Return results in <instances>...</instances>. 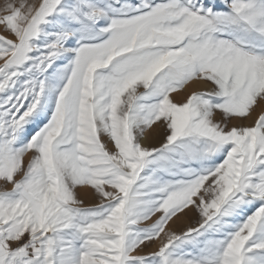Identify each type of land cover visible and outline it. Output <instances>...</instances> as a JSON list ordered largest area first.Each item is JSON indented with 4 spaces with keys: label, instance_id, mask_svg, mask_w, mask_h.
<instances>
[{
    "label": "snow or ice",
    "instance_id": "6c2138e0",
    "mask_svg": "<svg viewBox=\"0 0 264 264\" xmlns=\"http://www.w3.org/2000/svg\"><path fill=\"white\" fill-rule=\"evenodd\" d=\"M0 28V264H264V0H0Z\"/></svg>",
    "mask_w": 264,
    "mask_h": 264
},
{
    "label": "rangeland",
    "instance_id": "374dc122",
    "mask_svg": "<svg viewBox=\"0 0 264 264\" xmlns=\"http://www.w3.org/2000/svg\"><path fill=\"white\" fill-rule=\"evenodd\" d=\"M0 33H3V29L2 28H0ZM3 34L7 35V33H3ZM255 118L256 117H255V114H254L253 115V119H255ZM251 122L252 121L249 120V121H245L244 123L245 124H251ZM145 144L147 146L149 144V142L148 141H145ZM151 146H159V141L152 142ZM25 163L27 164V159H26ZM79 195H80V198L85 199V204L87 206L94 205L95 203H97V201L95 200V198L86 197L85 196V192H83V191L80 192ZM188 226H190V225L184 224V223H181V222H177V223H175V224L172 225L173 229L175 231H177V232H181V231L185 230ZM157 248H158V244L149 245L148 247H146L144 249V253H149L151 251L156 250Z\"/></svg>",
    "mask_w": 264,
    "mask_h": 264
}]
</instances>
